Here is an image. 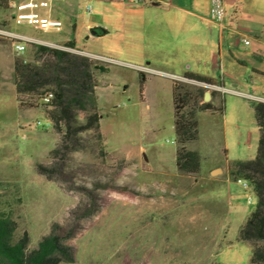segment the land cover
<instances>
[{
	"label": "rangeland",
	"instance_id": "1",
	"mask_svg": "<svg viewBox=\"0 0 264 264\" xmlns=\"http://www.w3.org/2000/svg\"><path fill=\"white\" fill-rule=\"evenodd\" d=\"M78 2L79 7L61 15L59 30H35L14 21L8 28L51 41L70 37L82 43L86 24L117 23L99 13L92 0L87 1L89 12L83 10L86 0ZM6 8L0 0V16ZM6 21L0 17V27ZM261 29L264 32V23ZM129 37L123 32L89 42L99 51L105 41L121 60L136 64L109 67L93 97L96 108L92 90L83 104L72 106L74 125L95 111L99 130L77 132V148L55 156L50 151L61 143L65 128L62 123L61 130L57 128L48 116L54 105L40 99L54 86L47 83L17 96L14 84V59L39 65L42 55L32 44L16 52L11 41L0 36V216L16 221L17 234L28 233V250L52 222L72 226L67 243L75 258L65 264H251V245L239 239L238 230L256 197L227 168L232 161L255 156L259 131L252 100L235 92H215L212 103L221 105L222 113L198 111L197 139L185 143L199 153V170L195 176L180 173L174 160L170 80L164 72L144 70L143 58L127 54ZM135 38L142 42L139 35ZM111 39L117 46H109ZM90 59L91 71L98 75L103 64ZM239 71L238 79H225L226 86L251 93L264 85V78H254L250 68L244 74ZM38 164L53 165L55 179L39 174ZM214 166L219 167L210 174Z\"/></svg>",
	"mask_w": 264,
	"mask_h": 264
},
{
	"label": "crops",
	"instance_id": "2",
	"mask_svg": "<svg viewBox=\"0 0 264 264\" xmlns=\"http://www.w3.org/2000/svg\"><path fill=\"white\" fill-rule=\"evenodd\" d=\"M87 1L83 5V10L89 12L92 8ZM92 1L95 2L99 13L109 14L117 23L109 27L99 22L86 24L83 31L86 39L82 43L70 37L61 41H51L29 33H17L65 47H68L64 45L65 42L72 41L73 46L69 48L77 51L71 52L101 62L103 65L98 69V75L93 73L96 82L92 87L91 102L95 108L93 98L95 91L100 86V79L109 71V67L112 64L133 65L136 63L121 60L116 50L106 47L105 41L101 42L99 51L90 48L89 42L106 40L108 36H116L123 32L131 35L127 54L131 57L143 58L144 67L148 69L164 72L163 76L170 80L171 89L173 80H177L176 77H182L184 72L212 77L218 81L216 84L227 89L231 88L225 85V79H238L239 70H243L242 74H244V70L250 68L254 78L257 76L264 78V32L261 29L264 23V0H224L225 16L221 22L209 18V0ZM78 3V0L53 1L40 12L62 21L61 15L67 9L73 10L74 6L79 7ZM0 17L7 20L6 26L3 27L9 29L13 19L8 7L3 10ZM71 29L75 32L74 24ZM93 29L96 31L95 34L91 33ZM137 35L141 37V43L135 38ZM244 39L248 42L244 43ZM114 45L117 46V41L114 42L111 39L109 46ZM90 55H97L105 60L96 59ZM217 73H220V78L216 77ZM146 80L144 76V91ZM214 92L218 91L214 90ZM245 94L249 95L251 100L264 101V85L257 92H245ZM215 97L216 94L212 100ZM217 167L219 166L210 168L209 173L211 174Z\"/></svg>",
	"mask_w": 264,
	"mask_h": 264
},
{
	"label": "trees",
	"instance_id": "3",
	"mask_svg": "<svg viewBox=\"0 0 264 264\" xmlns=\"http://www.w3.org/2000/svg\"><path fill=\"white\" fill-rule=\"evenodd\" d=\"M64 45L72 47V41ZM37 51L42 55L39 65L15 58L13 62L14 84L17 96L22 92H32L50 83L53 97L47 104L54 109L48 116L61 130L65 128L61 143L50 154L65 155L70 149L77 148L75 135L79 131L99 130V116L95 111L85 115L84 121L75 124L73 105H81L92 90L96 80L91 71V59L87 56L64 49L38 44ZM182 77L196 83L216 84L212 77L193 72H184ZM205 87L180 80L172 83L173 129L175 133V166L182 174L195 176L200 166V155L188 149L185 143L197 139L198 111L214 110L222 113V106L212 103L215 92L210 90L211 98L203 101ZM40 96H42L40 94ZM221 104V103H220ZM22 107V102H20ZM253 115L259 131L255 156L247 160L228 163V173L233 179H243L252 189L256 202L253 210L239 227L238 237L251 245L250 263L264 264V101L252 100ZM37 172L48 180H54L58 172L53 165H37ZM17 223L9 216H0V264H65L74 261V252L67 243L73 236L72 226L52 222L49 231L28 250L29 235L26 231L17 234Z\"/></svg>",
	"mask_w": 264,
	"mask_h": 264
},
{
	"label": "built area",
	"instance_id": "4",
	"mask_svg": "<svg viewBox=\"0 0 264 264\" xmlns=\"http://www.w3.org/2000/svg\"><path fill=\"white\" fill-rule=\"evenodd\" d=\"M53 1L58 0H5L8 9L11 13V18L16 24H26L30 25L35 29L41 30H59L62 26V21L57 18H52L46 15H43L40 10L47 8L49 4ZM134 2H142L144 0H133ZM209 18L216 21L221 22L225 16V4L224 0H209ZM0 36H3L6 39L11 41V44L16 52H22L25 50L27 44H42L53 48L70 50V51H77L75 49L65 47L56 43L47 42V41H40L33 37L23 35L17 32L10 31L4 27H0ZM248 41L244 39V43ZM96 59L105 60L103 57L97 55H90ZM144 70H149L148 68L144 67ZM177 80H181L188 83L199 84L206 89L215 90L220 93L229 91L239 93L245 96H249L245 93L239 92L233 89H227L218 84H206V83H196L193 80L186 79L184 77H176ZM53 97V92L51 90H47L41 96V101L45 104L49 103ZM244 187L249 186L248 183L245 181L243 184ZM250 200V197H248Z\"/></svg>",
	"mask_w": 264,
	"mask_h": 264
},
{
	"label": "water",
	"instance_id": "5",
	"mask_svg": "<svg viewBox=\"0 0 264 264\" xmlns=\"http://www.w3.org/2000/svg\"><path fill=\"white\" fill-rule=\"evenodd\" d=\"M91 33H93V34H95L96 33V31L93 29L92 31H91ZM210 90L209 89H206L205 91H204V93H203V101H208L209 99H210Z\"/></svg>",
	"mask_w": 264,
	"mask_h": 264
}]
</instances>
